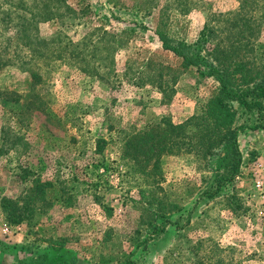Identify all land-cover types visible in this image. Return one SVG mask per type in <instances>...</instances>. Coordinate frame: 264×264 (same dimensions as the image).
Segmentation results:
<instances>
[{
  "label": "rangeland",
  "instance_id": "1",
  "mask_svg": "<svg viewBox=\"0 0 264 264\" xmlns=\"http://www.w3.org/2000/svg\"><path fill=\"white\" fill-rule=\"evenodd\" d=\"M68 2L90 5L85 21L66 15L40 23L41 36L62 31L78 41L96 25L112 31L105 42H117L108 66L94 74L51 60L33 86L38 98L29 73L14 65L0 72V88L22 95L0 105V264H264V126L238 118L245 123L241 171L221 189L218 159L194 145L147 162L141 154L137 164L122 147L126 136L162 129L163 119L201 114L214 92L194 66L183 68L163 49L155 31L193 43L205 25L225 31L241 3L245 11L264 0ZM253 24L250 39L264 56V23ZM174 69L180 74L166 99L159 83L170 84ZM194 131L189 124V136ZM38 179L50 185L33 198L29 218L7 220L2 199L20 206Z\"/></svg>",
  "mask_w": 264,
  "mask_h": 264
},
{
  "label": "trees",
  "instance_id": "2",
  "mask_svg": "<svg viewBox=\"0 0 264 264\" xmlns=\"http://www.w3.org/2000/svg\"><path fill=\"white\" fill-rule=\"evenodd\" d=\"M244 1L248 5V0ZM253 4L251 9L244 11V4L241 3L239 10L230 11L232 16L224 21L225 31L205 25L193 43L166 38L160 31H155L161 37L163 49L179 58L183 68L194 66L204 79L212 82L214 92L204 103L201 114L192 115L181 123L163 119L165 124L162 129L152 126L126 136L123 152L136 164L141 154L145 155L147 162L152 158L160 159L166 151L176 154L194 145L195 151L210 158L216 157L222 166L214 178L217 189L231 184L239 175L242 156L238 133L245 123H238V118L244 116L247 121L256 122L254 128L264 126V123H260L264 118V56L258 49L263 45L254 47L255 39H250L254 33V30L250 31L253 21L258 30L264 23V4ZM89 6L87 4L77 9L68 0H0V72L14 65L20 71L29 73L32 84L29 91L38 98L40 96L34 92L33 86L41 81L39 70L47 67L51 60H70L88 74H94L100 66H108L106 60L113 54L117 39L112 36L105 42L106 35H112V31L104 26H92L78 41L70 39L62 31L49 38L39 34V24L43 22L62 21L66 15L83 20ZM253 11L259 16H254ZM102 18L108 21L107 16L103 15ZM238 19L247 31L241 29ZM234 27H239L238 31H232ZM109 42L111 48L106 46ZM174 70L170 84L164 81L159 83L163 98L170 97V90H173L170 86L175 84L180 74L179 70ZM19 94L0 88V105H7L10 101L19 102L22 96ZM24 104V101L19 104L21 111L26 109ZM189 124L195 129L190 136L187 132ZM5 142L3 139V144ZM45 185H50V182L35 180L20 206L10 198H3L1 207L7 220L19 223L29 218L33 211V198L39 195L41 199L44 196ZM125 264L132 263L127 260Z\"/></svg>",
  "mask_w": 264,
  "mask_h": 264
}]
</instances>
